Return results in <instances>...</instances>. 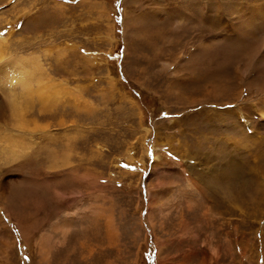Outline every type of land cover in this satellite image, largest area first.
Masks as SVG:
<instances>
[{
	"label": "rangeland",
	"instance_id": "obj_1",
	"mask_svg": "<svg viewBox=\"0 0 264 264\" xmlns=\"http://www.w3.org/2000/svg\"><path fill=\"white\" fill-rule=\"evenodd\" d=\"M0 45V264H264V0H0Z\"/></svg>",
	"mask_w": 264,
	"mask_h": 264
},
{
	"label": "clouds",
	"instance_id": "obj_2",
	"mask_svg": "<svg viewBox=\"0 0 264 264\" xmlns=\"http://www.w3.org/2000/svg\"><path fill=\"white\" fill-rule=\"evenodd\" d=\"M8 104L9 121L14 127L24 128L29 123L34 124L36 128L41 126L39 123V117L34 113L30 106L25 105L15 97L9 99Z\"/></svg>",
	"mask_w": 264,
	"mask_h": 264
},
{
	"label": "bare ground",
	"instance_id": "obj_3",
	"mask_svg": "<svg viewBox=\"0 0 264 264\" xmlns=\"http://www.w3.org/2000/svg\"><path fill=\"white\" fill-rule=\"evenodd\" d=\"M237 24V23H236ZM243 27L245 26L244 24L242 25ZM248 29V27H246ZM258 29V28H257ZM0 49H1V45H0ZM1 51V50H0ZM45 253V252H44ZM50 257V256H49ZM46 260V259H45Z\"/></svg>",
	"mask_w": 264,
	"mask_h": 264
}]
</instances>
